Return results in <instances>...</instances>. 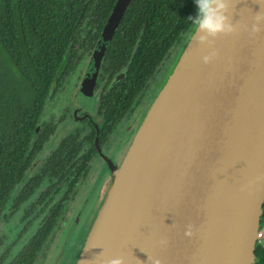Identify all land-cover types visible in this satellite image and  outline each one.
Here are the masks:
<instances>
[{
    "label": "water",
    "instance_id": "1",
    "mask_svg": "<svg viewBox=\"0 0 264 264\" xmlns=\"http://www.w3.org/2000/svg\"><path fill=\"white\" fill-rule=\"evenodd\" d=\"M128 2L118 0L104 27L76 103L90 102L87 85ZM223 2L233 31L200 43L207 33L193 28L136 134L106 160L80 233L71 245L64 233L48 264H255L264 231V0Z\"/></svg>",
    "mask_w": 264,
    "mask_h": 264
},
{
    "label": "flooded vegetation",
    "instance_id": "2",
    "mask_svg": "<svg viewBox=\"0 0 264 264\" xmlns=\"http://www.w3.org/2000/svg\"><path fill=\"white\" fill-rule=\"evenodd\" d=\"M117 2L80 4L71 49L28 139L14 207L0 209V264H46L59 231L82 226L106 180V160L115 161L136 134L164 80L163 66L194 27L187 0H129L83 107L75 99L80 79ZM182 16L188 25H179ZM167 38L170 45L161 42Z\"/></svg>",
    "mask_w": 264,
    "mask_h": 264
},
{
    "label": "trees",
    "instance_id": "3",
    "mask_svg": "<svg viewBox=\"0 0 264 264\" xmlns=\"http://www.w3.org/2000/svg\"><path fill=\"white\" fill-rule=\"evenodd\" d=\"M84 2L0 0V209L14 207L10 198L25 175L28 139L37 126L52 75L71 49ZM186 7L194 18V0H187ZM185 24L182 16L179 25ZM171 41L161 40L164 45ZM255 255V264H264V244L256 245Z\"/></svg>",
    "mask_w": 264,
    "mask_h": 264
},
{
    "label": "clouds",
    "instance_id": "4",
    "mask_svg": "<svg viewBox=\"0 0 264 264\" xmlns=\"http://www.w3.org/2000/svg\"><path fill=\"white\" fill-rule=\"evenodd\" d=\"M194 3L197 8V15L189 19H191L192 25L195 27L196 31L207 33V35L199 36L200 43H204L208 39V36L215 37L220 33H230L233 31L232 26L226 23L227 17L224 15V11L227 5L223 0H194ZM260 18H262V14L258 13L257 19ZM258 31L259 27L254 25L252 33L255 34ZM212 55H215V53ZM211 58V56H204V63L210 62ZM185 235L191 236V230L189 229ZM109 264H123V261L120 258H116L112 259ZM153 264H160V261L155 260Z\"/></svg>",
    "mask_w": 264,
    "mask_h": 264
},
{
    "label": "rangeland",
    "instance_id": "5",
    "mask_svg": "<svg viewBox=\"0 0 264 264\" xmlns=\"http://www.w3.org/2000/svg\"><path fill=\"white\" fill-rule=\"evenodd\" d=\"M188 37H187L186 41L188 40ZM186 41L184 42V44H183V46L181 48H179L176 51H174V53L170 56L171 57L170 60L166 61L165 65L163 66V68L161 70L159 78L164 77V80H166L167 77L171 74V72L173 71V69H174V67H175V65H176V63H177V61H178V59L180 57V54L183 51V47H184ZM164 80L162 82L163 85L166 82ZM162 84L160 85V87L163 86ZM160 87H159L158 90H160ZM158 92H157V94H158ZM80 104H81V106L85 107L86 106V101L84 100ZM105 175H107V173H105ZM101 187L102 186H100V188ZM84 222H85V220L83 221V224H84ZM79 223H80V221H79ZM261 223H262V225L264 224V218L261 220ZM83 224H82V226H83ZM82 226H79V227H76V228H71V229H66L64 231H59V234L54 238V245L52 247V258L46 264H48L51 260H54L55 254H56L57 249L59 247L61 236L64 233H66V237L70 241L69 244L71 245L74 242V240L76 239L77 235L80 233V230H81Z\"/></svg>",
    "mask_w": 264,
    "mask_h": 264
},
{
    "label": "built area",
    "instance_id": "6",
    "mask_svg": "<svg viewBox=\"0 0 264 264\" xmlns=\"http://www.w3.org/2000/svg\"><path fill=\"white\" fill-rule=\"evenodd\" d=\"M257 244H264V231L262 233V237L259 240H257Z\"/></svg>",
    "mask_w": 264,
    "mask_h": 264
}]
</instances>
